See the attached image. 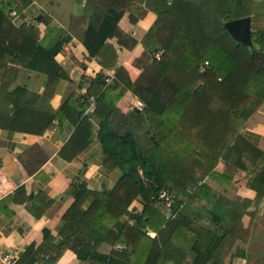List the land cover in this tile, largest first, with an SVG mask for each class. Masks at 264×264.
<instances>
[{
	"label": "trees",
	"instance_id": "16d2710c",
	"mask_svg": "<svg viewBox=\"0 0 264 264\" xmlns=\"http://www.w3.org/2000/svg\"><path fill=\"white\" fill-rule=\"evenodd\" d=\"M160 1L144 0L157 17L140 42L145 49L158 52L151 59L153 68L158 77L176 87L166 106L160 111L147 105L123 111L98 72L93 88L70 94L54 113H43L39 132L54 118L73 123L72 133L59 150L66 158L89 143L93 132L90 116H97L96 135L104 164L120 171L108 189L93 190L81 183L68 187L74 199L63 214L58 240L39 246L48 254L47 263L68 248L77 258L100 264H222L238 234L242 212L206 178L228 181V171L238 168L249 174L247 185L258 195L264 194V151L239 132L264 99V28L254 26L248 45L233 39L223 25L228 19L251 13L255 19L258 14L253 13L250 0ZM88 2L84 4L87 17ZM13 5L14 0H0V57L3 52L10 54L13 73L16 65L44 72L48 86L66 77L54 59L68 39L65 29L53 26L39 37L35 20L13 24L9 14ZM121 15V9L109 7L99 23L96 15L90 16L83 32V44L90 55L101 57L102 65L110 47L105 40ZM7 80L4 72L0 94ZM24 92L18 86L8 92L7 102L16 105L14 117L20 106L16 97ZM91 95L93 111L85 112ZM22 106L34 107L24 99ZM221 158L226 169L219 171L216 164ZM162 187L171 197L168 206L156 199ZM136 198L140 210L129 214L131 223L122 220ZM85 201L87 205L82 207ZM215 204H221V210H214ZM147 228L153 230L152 235ZM109 235L113 243L124 247L102 253L98 245ZM47 236L44 231L45 240Z\"/></svg>",
	"mask_w": 264,
	"mask_h": 264
},
{
	"label": "crops",
	"instance_id": "0c3cea01",
	"mask_svg": "<svg viewBox=\"0 0 264 264\" xmlns=\"http://www.w3.org/2000/svg\"><path fill=\"white\" fill-rule=\"evenodd\" d=\"M84 4L85 0H14V9L9 13L16 26L35 20L39 37L53 26L65 29L68 35L54 55L67 76L59 77L49 86L44 72L16 65V73H13L10 54L3 52L0 57V87L4 72L8 79L0 94V245L17 255L18 264H35L47 254L39 246L57 242V233L65 222L63 214L74 199L67 192L72 183H81L93 190L108 189L120 173L117 166L110 168L104 164L105 155L96 135L97 116H90L93 132L89 143L66 158L59 150L72 133L73 123L54 118L39 132L44 122L43 113H54L70 94L93 88L92 81L98 72L103 77L109 76L104 85L117 97L116 104L123 111L137 104L160 111L176 90L172 82L158 77L152 66L151 59L158 52L145 49L140 42L157 17L153 8L146 7L144 0H89L87 17ZM248 4L259 16L253 19L252 13L249 14L252 39L254 26L264 28V0H250ZM109 7L121 9L122 15L105 40L110 47L102 65L100 56L89 54L82 37L90 16L96 15L94 18L99 23ZM15 86L25 88L23 96L16 97L20 105H17V117L12 114L15 103L7 102L8 92ZM23 99L30 102L33 109L22 106ZM8 108L11 109L7 112ZM239 132L264 151V99L244 120ZM225 163L221 158L216 169H226ZM228 174V181L206 178L214 190L234 201L242 212L238 234L222 264H264V194L258 195L247 185L249 174L241 169L228 171ZM220 205L212 208L221 210ZM140 208L139 199H133L121 219L131 223L133 219L129 214ZM219 223L224 225L222 219ZM44 231L48 234L46 240ZM147 233L152 235L153 230L147 228ZM110 237L98 245L100 252L107 253L120 243H113ZM83 261L65 248L55 261H45V264H82Z\"/></svg>",
	"mask_w": 264,
	"mask_h": 264
},
{
	"label": "built area",
	"instance_id": "2783aa9c",
	"mask_svg": "<svg viewBox=\"0 0 264 264\" xmlns=\"http://www.w3.org/2000/svg\"><path fill=\"white\" fill-rule=\"evenodd\" d=\"M167 1H170V0H167ZM155 56L158 57V53L155 54ZM204 64H207V60H204ZM109 79H110L109 76H105L104 77V83L108 82ZM94 105H95L94 96L91 95L88 98V105L85 109V112H92ZM136 107L138 109H141L142 105L137 104ZM156 199L157 200H163L165 205H167V206L170 205V203H171L170 194L165 187H162L157 191ZM122 247H124V244H122V243H116L114 245V248H116V249H120ZM47 258H48V254H45L43 256V259L37 261L35 264H45L44 260ZM0 264H18L17 263V255L13 251H11V250L0 245ZM82 264H99V263L96 261L84 260L82 262Z\"/></svg>",
	"mask_w": 264,
	"mask_h": 264
},
{
	"label": "water",
	"instance_id": "95a60500",
	"mask_svg": "<svg viewBox=\"0 0 264 264\" xmlns=\"http://www.w3.org/2000/svg\"><path fill=\"white\" fill-rule=\"evenodd\" d=\"M223 25L233 39L248 45L252 44L249 15L225 20Z\"/></svg>",
	"mask_w": 264,
	"mask_h": 264
},
{
	"label": "rangeland",
	"instance_id": "374dc122",
	"mask_svg": "<svg viewBox=\"0 0 264 264\" xmlns=\"http://www.w3.org/2000/svg\"><path fill=\"white\" fill-rule=\"evenodd\" d=\"M203 64H204V61H203Z\"/></svg>",
	"mask_w": 264,
	"mask_h": 264
}]
</instances>
